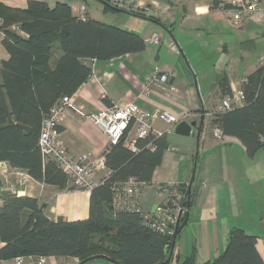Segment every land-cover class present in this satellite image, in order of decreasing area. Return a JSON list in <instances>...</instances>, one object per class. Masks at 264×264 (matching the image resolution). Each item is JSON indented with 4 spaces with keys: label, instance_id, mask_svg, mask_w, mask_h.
I'll list each match as a JSON object with an SVG mask.
<instances>
[{
    "label": "crops",
    "instance_id": "crops-1",
    "mask_svg": "<svg viewBox=\"0 0 264 264\" xmlns=\"http://www.w3.org/2000/svg\"><path fill=\"white\" fill-rule=\"evenodd\" d=\"M0 1L25 8L29 0ZM42 1L49 6L66 1L73 16H84L136 33L145 42L141 52L95 60L90 77L71 95L85 114L132 102L145 112L159 109L181 120H198L204 115L199 139L195 128L189 136L178 135L174 130L165 134L169 146L151 182L141 188V209L148 213L158 202L153 194L158 184L175 181L187 191L195 167L184 214L186 223L175 238L167 264H178L177 257L181 260L194 255V251L198 252L195 264L215 258L224 250L232 228H241L257 237L256 249L264 262V167L259 166L264 161V151L259 153L264 147L250 158L238 139L213 136L214 116L225 95L221 80L225 79L231 88L258 68V58L264 51V16L255 14L253 21H243L238 29H232L205 0H105L120 11L105 10L99 0H91V4L90 0ZM87 5L92 7L91 11ZM100 15L112 16L115 22L108 23L98 18ZM9 30L27 38L16 25ZM152 35H158L162 43L149 42ZM7 56L0 34V60ZM58 56L55 53L51 61ZM155 72L169 75L165 88L155 81L147 82ZM145 88L149 90L147 94ZM166 126L161 120L155 122L156 129ZM59 131L68 152L75 156L85 154L96 159L110 145L107 135L97 125L74 111L64 115ZM22 172L7 162H0L1 187L36 199L44 205L49 219L77 221L88 217L90 190L75 189L69 180L59 190L28 175L19 183ZM104 175L105 171L96 173L94 181L99 182ZM188 228L194 231L191 240L185 237ZM77 262L72 257H48V264ZM2 264L14 262L7 259ZM83 264L116 263L93 258Z\"/></svg>",
    "mask_w": 264,
    "mask_h": 264
},
{
    "label": "trees",
    "instance_id": "trees-1",
    "mask_svg": "<svg viewBox=\"0 0 264 264\" xmlns=\"http://www.w3.org/2000/svg\"><path fill=\"white\" fill-rule=\"evenodd\" d=\"M217 4V0H212L210 7ZM104 9L113 10L107 5ZM0 20L1 45L8 55L0 60V162L24 171L35 181L63 190L68 179L52 160L43 159L39 150L43 117L60 98L73 95L87 81L92 71L89 60H110L141 52L145 42L136 33L73 16L66 1L49 6L42 0H29L25 8L0 1ZM12 25L27 38L11 32ZM55 53L59 56L52 62ZM220 85L225 95L230 93L225 79ZM243 89L245 104L216 113L213 122L223 135L238 139L251 158L264 147V67L247 76ZM151 139L137 140L135 152L123 140L106 148L103 157L110 174L90 190L86 219H49L44 205L34 198L14 193L0 196V259L72 257L78 264L102 255L116 264L163 262L172 235L145 225L140 213L112 205L115 183L130 178L144 185L151 182L169 146L163 135L152 139L155 149L150 150L145 145ZM183 219L184 216L180 223ZM256 241V236L232 228L224 250L201 264H264ZM177 262L195 264L194 255L181 260L177 257Z\"/></svg>",
    "mask_w": 264,
    "mask_h": 264
},
{
    "label": "built area",
    "instance_id": "built-area-1",
    "mask_svg": "<svg viewBox=\"0 0 264 264\" xmlns=\"http://www.w3.org/2000/svg\"><path fill=\"white\" fill-rule=\"evenodd\" d=\"M211 2L212 0H205ZM218 4L214 9L223 17L230 28L238 29L243 21H253V16L258 14L264 16V0H217ZM84 20V16L79 17ZM1 24V20H0ZM2 36V32L0 31ZM149 42L160 45L161 38L152 35ZM258 67H264V51L259 56ZM95 60H89L92 68ZM169 80L167 73H153L147 82H157L165 88ZM247 83V77H243L236 85L232 84L230 93L224 95L219 105V112H226L235 107L245 104L246 95L243 85ZM149 92L145 88V93ZM68 111H74L81 116L89 118L97 125L109 139L110 144H116L121 140L131 151H137L136 141L151 137L152 139L161 137L167 132L174 130L175 125L181 119L174 118L167 111L155 109L148 113L137 107L132 102L107 106L106 108L92 114H85L83 110L75 104L71 96L60 98L43 117L39 136L38 146L43 159L52 160L64 173L75 189L91 190L96 186L94 176L100 171H105L103 177H108L110 171L106 169L104 157L90 159L87 155H72L68 152L65 142L61 137L59 125ZM161 120L166 123V128L160 130L155 128V122ZM215 139H222V130L215 126L213 128ZM149 141L145 147L154 150L155 145ZM27 177L22 172L19 183H23ZM143 183L135 179H128L122 183H115L113 186L114 195L112 205L116 209H124L138 212L143 216L145 225L156 232L166 235H173L174 228L180 223V219L187 211V197L181 188V184L175 181L158 184L153 189L154 196L158 199L152 209L146 213L141 209L140 193ZM12 190V189H11ZM14 191L12 190V193ZM14 264H48L47 256H16L12 258ZM0 259V264L3 263Z\"/></svg>",
    "mask_w": 264,
    "mask_h": 264
},
{
    "label": "water",
    "instance_id": "water-1",
    "mask_svg": "<svg viewBox=\"0 0 264 264\" xmlns=\"http://www.w3.org/2000/svg\"><path fill=\"white\" fill-rule=\"evenodd\" d=\"M99 1H101L104 5H107L108 7H110L113 10H117V11L121 10V9L117 8L116 6L110 4L109 2H107L105 0H99ZM203 123H204V115L203 114L200 115L198 120H191V121L181 120L175 125L174 132L178 135H181V136H189L192 133V129L195 128L196 139H199V136H200V133H201V130L203 127ZM194 172H195V167L193 168L192 177L190 179V184H189V187L186 191V197L187 198L189 197L190 185H191L192 180H193ZM11 193H12L11 189L2 188L1 183H0V196H6V195L11 194ZM185 223H186V218L184 217L182 222L179 225L175 226L167 258L163 262H161L160 264H167L170 261L171 256H172V252H173V246L175 243L176 235L179 232V230H181V228L185 225ZM96 257L104 258V256H102V255L96 256ZM93 258L94 257L88 258V259H86V260H84L78 264H83V263H85L88 260H91Z\"/></svg>",
    "mask_w": 264,
    "mask_h": 264
},
{
    "label": "rangeland",
    "instance_id": "rangeland-1",
    "mask_svg": "<svg viewBox=\"0 0 264 264\" xmlns=\"http://www.w3.org/2000/svg\"><path fill=\"white\" fill-rule=\"evenodd\" d=\"M90 4H91V0H90V2H89ZM88 6L89 5H87V9H89L90 11L92 10V7H89L88 8ZM92 6V5H91ZM110 15V14H109ZM99 16V15H98ZM101 17H98V18H100V19H103L104 21H106V22H108V23H114L115 21L113 20V18H111L112 16H103V15H100ZM225 21V20H224ZM210 44H213V43H210ZM219 109V108H218ZM262 151H264V149L262 150H260V152L259 153H263ZM260 168L261 169H263V167H264V161H262L261 160V162H260ZM2 172V171H1ZM196 228V230H199L200 231V229L198 228V227H195ZM192 232H193V234H194V231H193V228H191V229H187L186 230V232H185V237H186V239H192L193 238V236H192ZM182 234V233H181ZM198 251H199V253H201L202 252V250L198 247ZM196 255H198V252L197 251H194V259H195V257H196Z\"/></svg>",
    "mask_w": 264,
    "mask_h": 264
}]
</instances>
